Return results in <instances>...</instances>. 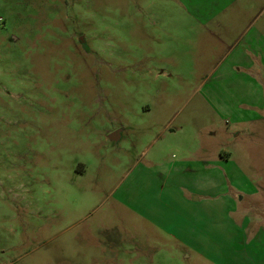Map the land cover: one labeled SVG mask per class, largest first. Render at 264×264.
Masks as SVG:
<instances>
[{
  "label": "rangeland",
  "instance_id": "obj_1",
  "mask_svg": "<svg viewBox=\"0 0 264 264\" xmlns=\"http://www.w3.org/2000/svg\"><path fill=\"white\" fill-rule=\"evenodd\" d=\"M259 211L264 0H0V264H264Z\"/></svg>",
  "mask_w": 264,
  "mask_h": 264
},
{
  "label": "crops",
  "instance_id": "obj_2",
  "mask_svg": "<svg viewBox=\"0 0 264 264\" xmlns=\"http://www.w3.org/2000/svg\"><path fill=\"white\" fill-rule=\"evenodd\" d=\"M248 54H250L251 56H252V64L254 63V62H258V69H260V68H262L261 66H260V61H261V57L259 56V55H257V54H255V53H253L252 52V49L249 47V46H247V49H245L244 50V53H243V55L244 56H246L247 57V55ZM245 60V59H244ZM257 69V70H258ZM256 77H260V75H256ZM260 82H261V77H260V80H259ZM114 133H116V137L118 138V134L120 133L119 131H117V132H114ZM245 133V132H244ZM111 134H113V133H111ZM110 134V135H111ZM232 134H229V136H231ZM235 136H237V135H235ZM240 137V136H239ZM109 140V139H108ZM218 157H219V159H223L224 161H227V159L229 158V154H227V153H225L222 149L221 150H219V152H218ZM200 166H202V168L201 169H199V171L198 172H205L206 170H207V166H209V165H206V163H204L203 165L202 164H200ZM179 167L181 168V170H178L179 169ZM178 170V171H176L177 172V175L178 176H185V177H189V176H187V173H189L190 171L188 170V169H184V167H183V169H182V165H180V164H177V163H174V164H171V166H170V168L168 169V171H169V173L168 174H166V172H165V170L163 169V172L164 173H161V172H158V175H160V176H162L163 178H160L161 180H160V184H162V187L161 188H163L164 186H165V184L169 181V178H172L173 177V173H174V170ZM192 172V171H191ZM162 179L164 180V181H162ZM203 180L206 182V180L208 181V178H203ZM164 182H166L165 184H164ZM204 182V183H205ZM190 188V190H191V192H190V194H192L193 195V193L194 192H198V194H195L194 196V201L192 202V204H194V206H196V205H200V206H206V205H208L209 203H211V202H209L208 200L210 199V198H212L211 197V195L209 194V191L213 188V187H210L209 188V186H207V187H201V189H199L198 187H195V188H193V187H189ZM193 190H195V191H193ZM159 191H160V188H159ZM162 192V191H161ZM232 194V193H231ZM222 195H223V193H222ZM229 196V195H228ZM239 197H241L240 198V200H238V198ZM243 197L244 196H240V193H237V192H234V194L232 195V196H229L228 198L227 197H224L225 199H223V198H219L220 199V203H221V206L219 205V206H216V207H210L209 209L211 210V209H213L212 210V213L214 214V213H217V214H219V216L221 217V218H224L223 220H225V221H228V220H232V222H234V221H238V223L240 222V221H242V227H240V228H242L243 229V233H244V227H243V225H244V223L246 224V229H250L249 228V226H251L250 224L252 223V222H254L256 225L257 224H260L259 223V215H258V212H246V211H244V210H240L239 208H238V205H239V203H240V201L242 202V200H243ZM213 198H215V197H213ZM212 198V199H213ZM216 200V199H215ZM186 201L188 202V200L186 199ZM190 203H191V201H189ZM212 204V203H211ZM195 208V207H194ZM260 212V211H259ZM210 213V212H209ZM261 214L260 215H262V214H264V213H262V212H260ZM230 217H232L231 219H230ZM239 217V218H238ZM245 219V220H244ZM244 222V223H243ZM252 226H253V224H252ZM254 227V226H253ZM262 230H264V229H262ZM257 231H259V228H258V230ZM261 232V231H260ZM255 234H253V240L254 241H257L258 239H259V236L257 235V236H255ZM205 243H206V241H205Z\"/></svg>",
  "mask_w": 264,
  "mask_h": 264
},
{
  "label": "water",
  "instance_id": "obj_3",
  "mask_svg": "<svg viewBox=\"0 0 264 264\" xmlns=\"http://www.w3.org/2000/svg\"><path fill=\"white\" fill-rule=\"evenodd\" d=\"M108 139L110 141H116L117 140L116 133H113V134L109 135Z\"/></svg>",
  "mask_w": 264,
  "mask_h": 264
}]
</instances>
